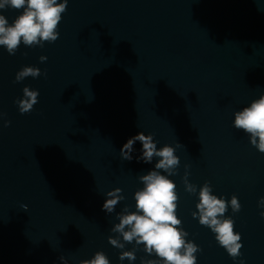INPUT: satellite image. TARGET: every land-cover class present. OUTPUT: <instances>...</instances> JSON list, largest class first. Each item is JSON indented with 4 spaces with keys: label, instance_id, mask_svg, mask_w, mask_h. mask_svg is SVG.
Here are the masks:
<instances>
[{
    "label": "water",
    "instance_id": "95a60500",
    "mask_svg": "<svg viewBox=\"0 0 264 264\" xmlns=\"http://www.w3.org/2000/svg\"><path fill=\"white\" fill-rule=\"evenodd\" d=\"M58 30L43 48L0 47V264H78L99 250L119 264L107 240L118 221L101 205L114 187L126 197L117 211L134 204L151 165L123 161L119 149L139 131L182 145L172 179L198 264L234 262L192 218L185 164L191 183L238 196L241 210L226 213L242 234L237 264H264V153L232 126L233 112L264 92V0H69ZM26 65L42 74L15 82ZM25 86L40 94L21 114Z\"/></svg>",
    "mask_w": 264,
    "mask_h": 264
},
{
    "label": "clouds",
    "instance_id": "9594fccd",
    "mask_svg": "<svg viewBox=\"0 0 264 264\" xmlns=\"http://www.w3.org/2000/svg\"><path fill=\"white\" fill-rule=\"evenodd\" d=\"M69 0H0V47L9 55H15L20 45L25 47H44L45 42L53 43L59 36L58 26L62 14L67 10ZM5 12H15L10 20ZM40 62L47 57L41 55ZM41 69L36 66H23L15 75V82H21L31 76L38 78ZM22 97L14 103L21 114L30 112L38 103L39 90L25 86ZM5 114L0 113V117ZM10 121L5 120L7 127ZM232 126L242 130L247 135L249 143L258 152L264 153V92L252 99L247 105L233 112ZM139 142L140 147L135 145ZM175 146L163 144L158 146L152 133L139 131L130 136L119 149L120 158L131 162L151 165L138 176L142 187L132 195L134 204H124L119 211L117 206L126 197L123 189L114 187L104 193L101 211L106 215L115 213V221L110 228L108 243L118 251L119 264H136L137 253L139 264H198L197 254L202 251L190 233L183 227V221L178 215L179 193L177 184L172 177L177 176L180 167V157ZM190 165H184L182 183L184 191L197 198L195 210L191 216L199 225L208 228L214 235L217 244L237 264V258L242 256V234L235 231V220L226 215L229 208L232 213L241 210L237 195L226 198L223 194L214 193L209 181L197 186L189 181ZM27 211V205L22 206ZM257 207L259 215L264 218V196L259 197ZM127 245H132L128 248ZM60 264H69L64 256L59 257ZM78 264H111L108 255L96 251L90 258L81 259ZM238 264H246L239 259Z\"/></svg>",
    "mask_w": 264,
    "mask_h": 264
}]
</instances>
